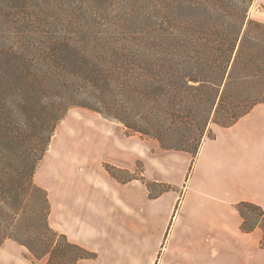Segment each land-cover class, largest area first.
I'll use <instances>...</instances> for the list:
<instances>
[{
  "label": "trees",
  "instance_id": "trees-1",
  "mask_svg": "<svg viewBox=\"0 0 264 264\" xmlns=\"http://www.w3.org/2000/svg\"><path fill=\"white\" fill-rule=\"evenodd\" d=\"M63 2L0 0V248L13 239L45 264L97 257L50 224L48 191L34 180L71 107L196 155L211 122L229 127L264 102L254 0H142L137 29L124 23L123 38L98 36ZM106 168L120 180V168ZM236 208L241 231L261 229L264 248V206Z\"/></svg>",
  "mask_w": 264,
  "mask_h": 264
},
{
  "label": "crops",
  "instance_id": "crops-1",
  "mask_svg": "<svg viewBox=\"0 0 264 264\" xmlns=\"http://www.w3.org/2000/svg\"><path fill=\"white\" fill-rule=\"evenodd\" d=\"M93 123L102 130L99 145L104 148H89L87 153L69 148L56 151L51 169L54 185L41 178V171L37 174L49 192L51 225L97 253L86 263L264 264L262 232H242V217L236 208L242 200L264 206V102L230 127L217 125L215 138L203 141L176 214L175 192L151 198L141 178L179 184V179L158 172L159 156L168 150L156 146L145 157L140 136L95 116ZM183 152L175 153L186 158ZM105 163L131 172L145 163V170L123 181L112 176ZM198 172L197 193L191 196ZM209 179L217 194L209 191ZM203 200L210 205L203 206ZM187 207L191 221L179 226ZM12 247L17 245L5 242L0 257L7 258Z\"/></svg>",
  "mask_w": 264,
  "mask_h": 264
},
{
  "label": "rangeland",
  "instance_id": "rangeland-1",
  "mask_svg": "<svg viewBox=\"0 0 264 264\" xmlns=\"http://www.w3.org/2000/svg\"><path fill=\"white\" fill-rule=\"evenodd\" d=\"M141 3L142 0H64L63 4H61L59 7L61 11L64 13L67 12L74 13V11L77 10L78 11L77 17L80 18L82 22L90 24L93 30L97 32L98 36L100 37L109 38L110 35L111 36L114 35L118 38H123L128 36L127 34L122 32L123 31L122 26H124V23L128 22V24H131L130 25L131 30L136 31L137 24L140 19ZM250 16L253 19L259 21L263 20L264 0H254V3L250 9ZM94 116L103 120H109L110 122H112V124H117L119 128H123V129L126 128L122 123L110 120L94 110L79 106L71 107L68 110L65 118L59 123L55 131V134L51 140L49 149L45 153L43 159L37 165V170L34 176V180L38 185H41L39 182V177H37L39 171H41V178L44 177L45 179H47L44 181H46L49 185L51 183H53L54 185V181L56 180V177L54 174L51 173V169L52 166L55 164L56 158L53 156V154L56 151H58L59 153L69 148V149H74L75 151L87 153L89 148H93V150H97L101 146L104 148L103 145H99V134L102 132V130L98 128L96 125H94L93 123ZM97 123L98 121H95V124ZM217 125L218 124L214 122H211L209 124L211 133L207 132L205 134V136L202 139V143L207 138H215L214 128H216ZM138 136H140L144 140L143 146H144L145 157L150 153L151 150H155L156 146H159L161 150H164V148L161 147L157 139L149 138L141 135ZM166 150H168L166 154H161L159 156L160 164H159L158 172L160 173L161 176L171 175L169 176L171 179L174 180L179 179V184L174 183L173 181L170 180L169 181L149 180L146 178L145 175L144 176L148 181V186L145 182L144 183L145 186L147 187L149 197L151 198L153 197L157 198L169 191L175 192V196H176L175 201L176 199L177 201L174 204L175 205L174 210L176 214L177 211L180 209V202L183 196V192L185 190L184 187L188 184V182L191 179L190 171H192L191 169L194 165L193 162L198 154L195 155L194 153L188 151L183 152L185 153L184 156H186V158L191 160L190 162L186 158H182L177 153H175V152H181L183 150H175V149H166ZM208 150L209 148L206 150V152H204L202 165H205V158L208 154ZM189 162L190 165L188 166ZM104 165L106 167L107 165L109 166L111 164L105 163ZM144 170H145V163L141 165L139 164V167L135 172H131L129 170H124V169L114 170V172L120 178V180L125 181L131 179L133 176L137 174H141V172ZM186 170L188 172H186ZM213 172L214 170H212L211 173ZM182 173L184 174L182 175V179H181ZM207 173L209 174V170L207 171ZM200 174H201L200 172L196 174L197 176L194 180V185L191 188V192H190L191 196L197 193L195 189L196 188L195 184L198 182V178ZM174 175L175 177H177L176 179L173 178ZM185 177L186 179L184 180ZM208 185L210 186L209 191L212 192V194H217L218 190L214 189L210 179L208 181ZM42 186L43 185H41V187ZM43 188L45 187L43 186ZM219 191L221 192V190ZM196 200H200V199H196ZM189 205H192V203L189 202ZM199 205H201V203H199ZM202 205L206 206L210 204H206V201L203 200ZM184 211L185 214L182 217L179 226L188 225V221H191L190 219H188V217H190L189 214H187L189 212L188 207ZM172 221L173 219L170 221L169 226L172 225ZM258 230L262 232L261 229L258 228ZM5 242L7 244H15L17 245V247L16 248L12 247L13 250L10 252L11 254L7 255V258L0 257L1 258L0 264H45L47 261V258H42V259L33 258L32 254L25 246L20 245L18 242H16L13 239H7ZM87 260L88 259H83L79 263L88 264L86 263L88 262Z\"/></svg>",
  "mask_w": 264,
  "mask_h": 264
}]
</instances>
